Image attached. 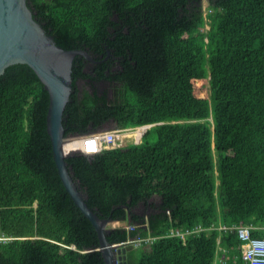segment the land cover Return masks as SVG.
<instances>
[{
    "label": "trees",
    "instance_id": "16d2710c",
    "mask_svg": "<svg viewBox=\"0 0 264 264\" xmlns=\"http://www.w3.org/2000/svg\"><path fill=\"white\" fill-rule=\"evenodd\" d=\"M26 2L57 44L93 58H73L64 136L149 124L138 142L65 158L87 205L121 223L105 229L125 250L115 264H247L230 226L264 238V0H208L206 12L202 0ZM150 77H206L209 97L144 94ZM47 105L31 67H5L0 264H104L57 172ZM199 223L184 238L168 231ZM138 235L154 239L126 242Z\"/></svg>",
    "mask_w": 264,
    "mask_h": 264
},
{
    "label": "water",
    "instance_id": "95a60500",
    "mask_svg": "<svg viewBox=\"0 0 264 264\" xmlns=\"http://www.w3.org/2000/svg\"><path fill=\"white\" fill-rule=\"evenodd\" d=\"M77 54L93 61L91 54L84 49L64 48L57 44L33 17L26 0H0V74L10 64L25 63L42 82L48 94L46 130L59 177L95 227L104 264H115V260L124 263V248L110 243L105 235L111 220L100 217L87 205L65 161L72 151L64 147L66 136L62 114L72 89L71 68Z\"/></svg>",
    "mask_w": 264,
    "mask_h": 264
},
{
    "label": "built area",
    "instance_id": "2783aa9c",
    "mask_svg": "<svg viewBox=\"0 0 264 264\" xmlns=\"http://www.w3.org/2000/svg\"><path fill=\"white\" fill-rule=\"evenodd\" d=\"M145 129V125L133 126V127H122L113 130H102L97 132H91L82 134L79 136V149L85 154H91L99 151L102 147H111L119 144L118 139L123 137H130L137 135L140 139L141 133ZM133 132V133H131ZM136 140V138H134ZM128 230L132 228L130 225L125 226ZM202 224H196L191 228L180 230L179 228H170L168 231L171 234H175L184 238V236L191 232L199 233L202 229H206ZM219 228L226 229L227 227L221 226ZM231 229L236 230L238 239L240 240L239 255L247 264H264V238L258 236H252L249 225H232ZM10 236L0 234V240L10 239ZM154 238L152 236L141 237L135 236L128 238L126 242H131L134 245H140L143 243H150ZM115 263L117 261L115 260Z\"/></svg>",
    "mask_w": 264,
    "mask_h": 264
},
{
    "label": "rangeland",
    "instance_id": "374dc122",
    "mask_svg": "<svg viewBox=\"0 0 264 264\" xmlns=\"http://www.w3.org/2000/svg\"><path fill=\"white\" fill-rule=\"evenodd\" d=\"M208 0H202V6L204 12L207 10ZM99 85V83H98ZM79 86H86L84 81L79 80ZM142 93L151 94V95H185V96H200V97H209V82L208 78H203L202 81H192L191 79H181L178 77L173 78H162V77H150L147 80ZM114 123H108L107 126H104L105 130L116 129L113 127ZM147 128V126H145ZM145 129L141 130L142 133ZM133 133V132H131ZM141 133V134H142ZM79 136L80 135H71L66 136L67 141H73L72 152L79 149ZM136 138V140H134ZM138 136L133 135L130 137H123L121 140L118 139V143L121 145H126L130 142H138ZM113 225V222H110L107 226ZM135 257L137 256L138 250H135Z\"/></svg>",
    "mask_w": 264,
    "mask_h": 264
},
{
    "label": "bare ground",
    "instance_id": "6f19581e",
    "mask_svg": "<svg viewBox=\"0 0 264 264\" xmlns=\"http://www.w3.org/2000/svg\"><path fill=\"white\" fill-rule=\"evenodd\" d=\"M79 140V139H78ZM73 141H67V142H65V144H67L68 146H67V148L65 147V145H64V147H65V149L67 150V149H71L72 150V146H73V143H72Z\"/></svg>",
    "mask_w": 264,
    "mask_h": 264
},
{
    "label": "flooded vegetation",
    "instance_id": "af4514ba",
    "mask_svg": "<svg viewBox=\"0 0 264 264\" xmlns=\"http://www.w3.org/2000/svg\"><path fill=\"white\" fill-rule=\"evenodd\" d=\"M85 70L87 71V72H90L91 70H92V68H90V66H85ZM91 73V72H90ZM81 81H83L82 79H81ZM100 83L102 84V83H104V81H100ZM79 86V85H78ZM102 87H104V86H100V88H102Z\"/></svg>",
    "mask_w": 264,
    "mask_h": 264
},
{
    "label": "crops",
    "instance_id": "0c3cea01",
    "mask_svg": "<svg viewBox=\"0 0 264 264\" xmlns=\"http://www.w3.org/2000/svg\"><path fill=\"white\" fill-rule=\"evenodd\" d=\"M111 222H113V225H111V226H115V225H120L121 223L119 222V221H117V220H113V221H111Z\"/></svg>",
    "mask_w": 264,
    "mask_h": 264
}]
</instances>
